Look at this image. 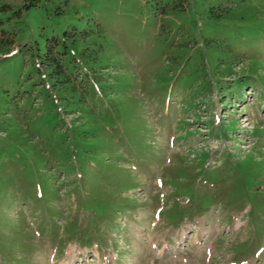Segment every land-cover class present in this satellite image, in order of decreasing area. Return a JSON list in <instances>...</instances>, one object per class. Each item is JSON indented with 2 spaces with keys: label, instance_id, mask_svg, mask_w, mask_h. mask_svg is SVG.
Instances as JSON below:
<instances>
[{
  "label": "rangeland",
  "instance_id": "rangeland-1",
  "mask_svg": "<svg viewBox=\"0 0 264 264\" xmlns=\"http://www.w3.org/2000/svg\"><path fill=\"white\" fill-rule=\"evenodd\" d=\"M225 6L260 13L213 17ZM75 31L109 56L110 93L87 71V129L39 62ZM70 246L264 264V0H0V264H72Z\"/></svg>",
  "mask_w": 264,
  "mask_h": 264
},
{
  "label": "trees",
  "instance_id": "trees-1",
  "mask_svg": "<svg viewBox=\"0 0 264 264\" xmlns=\"http://www.w3.org/2000/svg\"><path fill=\"white\" fill-rule=\"evenodd\" d=\"M231 8L225 6L224 12L222 9L216 11L213 17L247 20L260 13L256 6H251L243 11H231ZM228 10L229 12H227ZM55 39L54 43L51 42V39H47L45 52L39 55V62L47 73L59 104L66 112L76 114L73 123L77 127L83 125L86 126L83 128L87 129L96 125L97 122V118L91 112L92 105L88 100L97 96L89 86L87 71L91 70L94 77H97L95 81L101 85L105 94L110 93L107 88L112 87L109 83L111 77L105 73L109 69V66L106 65L109 58L107 42L101 34L88 36L76 31L71 36H65L63 40L57 37ZM74 55L79 57L81 64L77 63V58ZM234 65V62L231 61L230 66ZM81 66L88 68L86 73Z\"/></svg>",
  "mask_w": 264,
  "mask_h": 264
},
{
  "label": "bare ground",
  "instance_id": "bare-ground-1",
  "mask_svg": "<svg viewBox=\"0 0 264 264\" xmlns=\"http://www.w3.org/2000/svg\"><path fill=\"white\" fill-rule=\"evenodd\" d=\"M162 252H163V251H162L161 249H159V253H162ZM75 254H76V251L71 250V251L68 253V260H69V261H72V260L74 259ZM113 260H114V259H110V260H108V261L110 262V264H113ZM62 264H63V263H62Z\"/></svg>",
  "mask_w": 264,
  "mask_h": 264
}]
</instances>
